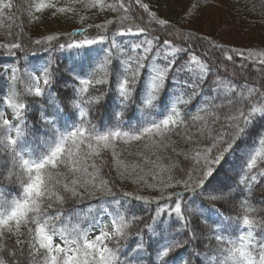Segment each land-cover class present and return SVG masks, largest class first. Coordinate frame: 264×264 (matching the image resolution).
I'll return each mask as SVG.
<instances>
[{
	"label": "snow or ice",
	"instance_id": "snow-or-ice-1",
	"mask_svg": "<svg viewBox=\"0 0 264 264\" xmlns=\"http://www.w3.org/2000/svg\"><path fill=\"white\" fill-rule=\"evenodd\" d=\"M79 2L0 0V18ZM211 2L177 27L145 0H91L121 14L0 41V264H264V75L243 73L264 51L187 27ZM141 141L155 151L121 158Z\"/></svg>",
	"mask_w": 264,
	"mask_h": 264
},
{
	"label": "trees",
	"instance_id": "trees-1",
	"mask_svg": "<svg viewBox=\"0 0 264 264\" xmlns=\"http://www.w3.org/2000/svg\"><path fill=\"white\" fill-rule=\"evenodd\" d=\"M14 2L20 6L25 3V0H14ZM91 0H81L79 3H75L72 6L75 8V13H69V20H61L58 17L49 16L48 12H44L41 16V19L38 22H29V16L26 12L16 11L15 15L19 19L9 20L7 16L0 18V41L6 40H15L16 35L19 34V28L23 27V35L21 39L24 42H28L29 39L35 40L42 36L52 34L55 32L60 33H70L74 32L76 29L84 27L88 24H99L105 21L106 19H111L120 12H113L110 9H105L103 11L97 8H89L86 7ZM106 2L114 3L115 0H106ZM216 2L219 5L217 12L215 15L217 16L220 23V27L224 25L236 27L240 30L239 33V41L234 42L232 40H228L225 37H222L220 28L216 29H207L199 28L196 26H189L192 30L196 31L201 35L211 36L213 40L218 43H224L229 46H238L245 48H253L258 51H264V8H261V0H212L211 4ZM253 6H255V11H253ZM137 11H140L137 9ZM80 15L85 17L84 22H80ZM172 23L176 24L177 27H180L182 24L181 17L171 20ZM12 32L13 35L9 36L8 33ZM94 31V30H93ZM63 42V41H61ZM35 47V46H33ZM207 47L206 42H196L194 48L197 51V54H200L204 48ZM60 59H64L67 56V53L58 54ZM0 62H11L10 59ZM239 64L240 61H237ZM229 74L233 70V65L231 63L228 64ZM236 72H241L240 68H235ZM244 75L249 76L252 80L259 79L262 73H259L252 69V65H247V68L243 70ZM101 116L106 119V114L101 112ZM218 127V125H217ZM172 141H176L177 137L172 136ZM182 143V142H181ZM149 144V148L145 149L144 145ZM118 152L123 153L122 159L128 163L138 162V157L136 153L138 151H144L145 153H150L151 151H155L151 148V145L148 141L141 142H132L131 144H119L117 148ZM131 153V155H129ZM106 161L111 162V152H105L104 157ZM104 171L107 173L108 169L105 168ZM111 175L115 176V171H112ZM120 186L125 190H132L135 185L131 183H121ZM141 194H147L145 191ZM72 205H66V207H71ZM88 206V202L79 205L81 209H86ZM15 237L8 241L9 245H11L14 241ZM212 244H215V241H212ZM197 264H200L197 261Z\"/></svg>",
	"mask_w": 264,
	"mask_h": 264
},
{
	"label": "rangeland",
	"instance_id": "rangeland-1",
	"mask_svg": "<svg viewBox=\"0 0 264 264\" xmlns=\"http://www.w3.org/2000/svg\"><path fill=\"white\" fill-rule=\"evenodd\" d=\"M54 2H58L59 6H65L69 4L70 0H54ZM145 2L150 3L154 11L157 10V6L160 5L158 15L173 20L184 15L185 11L192 3V0H169L168 4H165V0H145ZM218 7L219 5L216 4V2H213L212 4L210 3L208 7L202 10L200 18L194 20L189 26L193 25L199 28L203 27L205 28L204 30L213 29L214 27L216 29L220 28L222 37L238 42L240 38V30L230 25L220 27L221 22H219L217 16L215 15V13H218ZM45 12H48L49 16H52L51 10H46ZM58 17L61 18V20H69V14H58L56 16L57 20ZM105 223H108L107 217L105 218ZM95 234L96 233L94 232L92 235L94 236ZM56 242L59 243L58 240Z\"/></svg>",
	"mask_w": 264,
	"mask_h": 264
}]
</instances>
